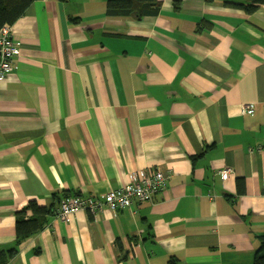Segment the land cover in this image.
Masks as SVG:
<instances>
[{"label": "crops", "instance_id": "crops-1", "mask_svg": "<svg viewBox=\"0 0 264 264\" xmlns=\"http://www.w3.org/2000/svg\"><path fill=\"white\" fill-rule=\"evenodd\" d=\"M160 1L137 20L108 15L107 0H36L11 25L20 48L0 79V248L15 244L30 201L53 214L7 264L253 263L264 2L249 12L233 3L252 0ZM138 170L167 175L155 200L56 215L65 197L122 187Z\"/></svg>", "mask_w": 264, "mask_h": 264}, {"label": "built area", "instance_id": "built-area-1", "mask_svg": "<svg viewBox=\"0 0 264 264\" xmlns=\"http://www.w3.org/2000/svg\"><path fill=\"white\" fill-rule=\"evenodd\" d=\"M20 42L12 34L11 25L0 29V79H5L16 68L15 58L19 53ZM244 113L254 114V104H243ZM231 168L221 171L224 179L230 176ZM167 175L161 170H138L131 174L130 181L119 188L93 196H68L62 199L56 215L67 220L70 215L85 210L98 213L105 208L113 211L130 207L135 202L153 201L160 192L167 188Z\"/></svg>", "mask_w": 264, "mask_h": 264}, {"label": "trees", "instance_id": "trees-1", "mask_svg": "<svg viewBox=\"0 0 264 264\" xmlns=\"http://www.w3.org/2000/svg\"><path fill=\"white\" fill-rule=\"evenodd\" d=\"M34 1L36 0H0V29L5 25L14 24L25 14ZM252 1L256 4H233L241 5L245 10L252 12L258 8L257 4L264 2V0ZM181 3L182 0H176L175 8H180ZM160 7V0H107L106 11L111 16H124L141 20L145 16L158 14ZM28 210H31L33 215L25 218ZM49 214H53V211L38 205L36 201H30L25 208L17 212L16 241L10 248H0V264H7L17 253L19 244L44 227ZM252 264H264V235L261 237L260 245L256 250Z\"/></svg>", "mask_w": 264, "mask_h": 264}]
</instances>
